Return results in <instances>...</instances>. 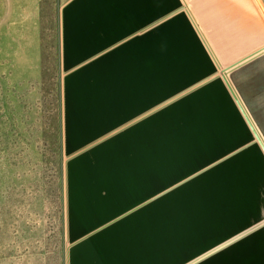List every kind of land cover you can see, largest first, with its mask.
Here are the masks:
<instances>
[{"label": "crops", "instance_id": "1", "mask_svg": "<svg viewBox=\"0 0 264 264\" xmlns=\"http://www.w3.org/2000/svg\"><path fill=\"white\" fill-rule=\"evenodd\" d=\"M250 9L64 1L67 264H264V43Z\"/></svg>", "mask_w": 264, "mask_h": 264}, {"label": "rangeland", "instance_id": "2", "mask_svg": "<svg viewBox=\"0 0 264 264\" xmlns=\"http://www.w3.org/2000/svg\"><path fill=\"white\" fill-rule=\"evenodd\" d=\"M27 1L0 0V264H67L58 57L65 0ZM248 3L264 43V1Z\"/></svg>", "mask_w": 264, "mask_h": 264}, {"label": "water", "instance_id": "3", "mask_svg": "<svg viewBox=\"0 0 264 264\" xmlns=\"http://www.w3.org/2000/svg\"><path fill=\"white\" fill-rule=\"evenodd\" d=\"M263 1H264V0H263ZM247 119H248V118H247ZM248 122H249V119H248ZM255 136H256V139H257L258 143L260 144L261 148H262L263 151H264V146H263L261 140L258 138L257 134H255Z\"/></svg>", "mask_w": 264, "mask_h": 264}]
</instances>
